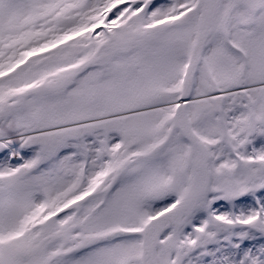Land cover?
<instances>
[{
	"label": "snow or ice",
	"instance_id": "6c2138e0",
	"mask_svg": "<svg viewBox=\"0 0 264 264\" xmlns=\"http://www.w3.org/2000/svg\"><path fill=\"white\" fill-rule=\"evenodd\" d=\"M0 264H264V0H0Z\"/></svg>",
	"mask_w": 264,
	"mask_h": 264
}]
</instances>
